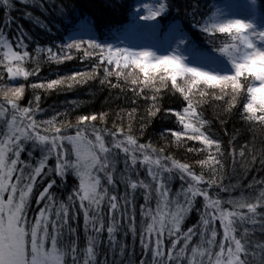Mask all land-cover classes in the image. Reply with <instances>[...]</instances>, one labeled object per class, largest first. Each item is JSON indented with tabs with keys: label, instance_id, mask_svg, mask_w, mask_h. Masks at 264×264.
Returning <instances> with one entry per match:
<instances>
[{
	"label": "snow or ice",
	"instance_id": "snow-or-ice-1",
	"mask_svg": "<svg viewBox=\"0 0 264 264\" xmlns=\"http://www.w3.org/2000/svg\"><path fill=\"white\" fill-rule=\"evenodd\" d=\"M187 2L191 27L207 35L219 58L227 60L230 71L193 64V59L217 64L218 57L199 48L179 22L169 25L163 42L175 47L166 54L144 46H120L121 36L133 32L160 40L161 17H167L173 10L177 18L181 14L189 15V8L182 13L179 0H138L135 10L130 12V23L110 33L117 41L115 44L99 42L90 35L86 40L72 38L71 43L62 44L61 55L51 47L38 46L35 51H46L57 61L72 58L63 50L94 56L99 63L93 65L92 73L76 72L67 79L78 83L77 77L92 78L96 68L102 67L101 84L117 88L123 80L135 96L148 102L149 119L158 113L170 114L182 126V130L163 131L170 134L176 146L200 157L193 163L176 159L166 148L156 147L151 141L141 143L131 123L125 129L123 123L117 127L113 121V127L108 128L104 112L79 115L75 123L58 119L60 113L47 120H37L40 96L36 95L28 106L22 107L19 101L24 96L25 84L16 81L19 77L27 80L39 68L30 73L22 66L31 59L25 42L27 34L18 26L14 46L5 34L14 20L10 14L5 15L4 27L0 28V66L6 71L9 83L0 78L3 97L0 102V264H117V255L120 264H124L128 246L117 239L122 229L125 237L131 234L133 243L139 239L143 258L138 264H264V180L259 181V188L253 181L248 185L253 191L226 201L219 197V192L212 195L214 189L228 191L222 183L226 154L231 156L233 165L239 156L245 165L258 161L264 167V147L257 151L254 141L237 145L238 133H233L228 140L231 146L228 152L225 142L210 131V121L203 115V107L209 100L221 102L222 113L217 114L221 126L227 123L222 117L238 114L250 130L264 133V2L245 0L244 7L251 18L230 17L217 8L207 20H203L206 13L200 11L199 0ZM33 3L43 6L42 0ZM0 5L5 9L13 6L12 0H0ZM62 9L63 5L59 10L61 20L70 18ZM25 15L32 18L30 12ZM35 22L47 27L38 17ZM76 27L86 33L94 29L88 17L81 18ZM113 76L115 83L109 79ZM63 81L64 78L54 79L31 87L53 89ZM169 82L171 90L182 97V107H163L162 90L169 88ZM135 112L132 108L128 117ZM140 119L139 132L143 135L147 121L144 117ZM97 122L103 126L97 127ZM188 141L199 142L200 147L189 145ZM24 152H27L26 160L21 159ZM119 162L123 163L122 170L117 168ZM141 169L145 173L143 178ZM70 174L78 184L66 198L58 199L55 189L64 185ZM176 179L181 187L173 193L170 185ZM38 184L42 190L35 202L43 206L29 219ZM121 184L123 195L119 192ZM138 194L144 199L139 223ZM200 197L203 198L200 223L182 231L185 217L194 210ZM81 214L86 238L83 248L79 244ZM217 221L223 229L222 241L217 240ZM105 231L112 259L109 261L104 253L101 262ZM257 233L261 238H256ZM196 235L200 242L190 247ZM128 264H132L131 259Z\"/></svg>",
	"mask_w": 264,
	"mask_h": 264
},
{
	"label": "trees",
	"instance_id": "trees-1",
	"mask_svg": "<svg viewBox=\"0 0 264 264\" xmlns=\"http://www.w3.org/2000/svg\"><path fill=\"white\" fill-rule=\"evenodd\" d=\"M232 1L233 0H199L200 11L206 13L203 20H207L217 8L225 7ZM261 2H264V0H261ZM137 3L138 0H42L43 6L41 7L39 4L33 3V0H28L27 3L22 2V0H12L13 6L11 9H5L0 5V28L4 27L3 21L6 14H10L14 20V23L11 25V30H5V34L13 41V45L15 46L16 30L18 26H22L27 34L25 42L28 44V51L30 52L31 59L26 60L22 66L30 73H33V69L39 68V71L29 75L27 80H24L23 77L17 78V84H25L24 96L19 103L22 107H26L29 101H33L34 97L39 95L40 100L38 106L40 110L35 114L37 120H47L56 113H60L61 116L58 117V119L63 118L75 123L76 117L79 115L104 112L107 114L106 120L108 128L113 127V121L116 122L117 127L123 123L125 129H127V126L131 123L134 134L139 136L141 143L151 141L156 147L166 148L168 154L173 155L176 159L182 162L193 163L195 159L200 157L194 153L186 152L184 147L176 146L170 134L163 131L165 129L182 130V126H178L175 122V118L171 117L170 114L164 115L158 113L155 117L149 119L146 113L148 102L145 101L143 97L135 96L130 90V86L123 80L120 81L121 87L117 88H113L107 83L101 84L100 79L103 77L102 67L96 68L95 75L92 78L77 77L76 80L79 81L78 83L67 79L76 72L92 73L93 65L99 63L94 56L84 57L82 51L77 52L73 50L71 53H67V50H63L65 54H70L72 58L57 61L56 59L50 58L46 51L39 53L35 51L38 46L45 49L51 47L53 52H56L57 55H61L60 46L62 44L71 43V39L75 37V39H79V32H81V34L86 33L76 27L79 20L84 17L91 18L94 25L92 34L95 38H98L101 42L117 43L115 39L110 37V33H112L114 29L123 28L130 23V12L135 10V5ZM61 5H63L62 10L70 14V18L61 20L59 11ZM109 5L112 6L109 7ZM179 5L182 13L185 8H189L187 0H179ZM28 12L32 14V18H28L25 15V13ZM36 17L40 19L41 23L46 24L47 27H41L40 24H37L35 22ZM196 18L201 19V16L197 15ZM191 21L192 16L190 8L189 15L187 16L181 14V16L177 18L176 11L173 10L167 17H161L160 39L162 43L166 44L163 40L167 36L169 25L179 22L185 27V31L199 48L212 51L213 55H217L218 59H223L219 58V54L215 52L214 46L209 43L207 35L200 32L197 28L191 27ZM132 35L133 33L121 36V40L126 41L132 37ZM219 45L220 40H217L216 46ZM0 78H2L5 83H9L7 73L2 70V66H0ZM60 78H64L63 83L55 86L53 89H47L46 87L34 89L31 87L32 84H46L50 80ZM109 79L113 83L116 82L114 76ZM69 84H71V87L68 86ZM122 88L123 91L121 90ZM145 91L147 92V90ZM147 94L150 95V93ZM162 95V105L164 108L182 107V97H180L179 93H174V91L171 90L170 82L169 88L162 90ZM0 100H3L2 96H0ZM133 100L136 101L135 104L132 103ZM33 107H36V105L33 104ZM222 107L221 102L209 100L203 107V115L210 121V131L225 142V148L228 152L231 151L228 140L233 133H238L236 136L237 145L254 141L257 151H259L261 147H264V133L250 130L245 122L239 118L238 114H234L230 118L222 117L227 119V123L221 126L217 114L222 113ZM132 108H135L136 112L129 118L127 114ZM117 113H120V116H117ZM64 114L67 115L65 116ZM121 117H123V120H121ZM141 117H144L145 121H147L143 135L139 132ZM101 126L103 125L97 122V127ZM225 130H227L228 135H225ZM71 134H74V130H71ZM187 143L200 147L199 142L188 141ZM35 155L38 157L39 153ZM21 159H28L27 152L22 153ZM248 159H250V157H248ZM236 160L237 163L233 165L231 156L225 155L222 183L228 191L214 189L212 191L213 196L219 192V197L226 201L229 198L239 197L241 194L246 195L249 191H253V189H248V185L253 183V181L257 183V188L260 187L259 181L264 180V167H262L258 161L254 165H245L240 160L239 156L236 157ZM53 163L54 161H50V164ZM117 168L122 170L123 163H117ZM196 170L199 171V168ZM141 174L143 178L145 175L143 169H141ZM102 183L105 184L106 187H110L106 185L103 179ZM76 184H78V180L70 174L65 184L55 189V194L58 199L66 198L67 194L72 191L73 186ZM170 187L173 193H177L180 190L181 182L178 179L173 180ZM40 190H42V185L38 184L37 188L34 189V195L32 197L33 202L28 213L29 219H32L38 209L43 206V204L38 205L35 202ZM119 192L121 195L124 193V186L122 184L119 185ZM143 204V195L138 194L136 197L138 223L142 219L140 216V206ZM151 207H155L154 200L151 203ZM202 211L203 198L200 197L198 198V203L194 210L185 217L182 231H187L188 228L198 225L200 223ZM78 224L79 244L80 247L83 248L86 245V238L82 214L79 217ZM215 226L218 230L217 240L222 241L223 229L218 221ZM256 238H261L259 233H257ZM117 239L128 246L127 255L123 258L124 264H128L129 259H131L132 264H138V261L143 258L139 239L137 238L135 243H133L131 234L125 237L123 235V229L117 236ZM199 242L200 237L198 235L194 236L190 247H195ZM168 247H170V244ZM214 250L218 251V248ZM104 253L107 254L108 260L111 261L112 253L107 248L106 231L103 237L102 254L99 256L101 262L104 260ZM116 260L117 264H120L121 258L119 255L116 256Z\"/></svg>",
	"mask_w": 264,
	"mask_h": 264
},
{
	"label": "rangeland",
	"instance_id": "rangeland-1",
	"mask_svg": "<svg viewBox=\"0 0 264 264\" xmlns=\"http://www.w3.org/2000/svg\"><path fill=\"white\" fill-rule=\"evenodd\" d=\"M250 2V0H249ZM245 4V0H233L232 2H230L227 6L225 7H221L220 9L223 10V12L230 17H235V18H245V17H250L249 13L247 12V10L244 7ZM260 22V21H258ZM143 23V22H141ZM79 39L83 38V39H88L90 35H93L92 33H82L79 32ZM76 38V37H75ZM97 40L99 42H101L98 38ZM115 44V43H113ZM144 46V47H149L151 50L156 51L158 54H166L168 51H170L172 48L175 47V44H170V43H166L163 44L161 39L160 40H153L150 38H146L143 36V34L138 33V32H133L132 37H130L128 40L123 41V43H121L120 46ZM187 55V53H185ZM217 56V55H216ZM191 62L193 64H196L198 66H204V67H211L215 70H219V71H230V65L228 64L226 59H218V63L217 64H207L204 63L202 61H197V60H191ZM3 100H0V102H2Z\"/></svg>",
	"mask_w": 264,
	"mask_h": 264
}]
</instances>
